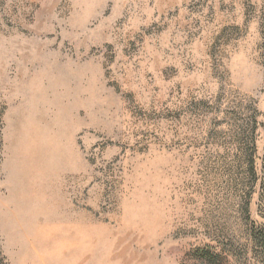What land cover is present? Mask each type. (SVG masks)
<instances>
[{"label":"rangeland","instance_id":"obj_1","mask_svg":"<svg viewBox=\"0 0 264 264\" xmlns=\"http://www.w3.org/2000/svg\"><path fill=\"white\" fill-rule=\"evenodd\" d=\"M260 233L264 0H0V264H264Z\"/></svg>","mask_w":264,"mask_h":264},{"label":"trees","instance_id":"obj_2","mask_svg":"<svg viewBox=\"0 0 264 264\" xmlns=\"http://www.w3.org/2000/svg\"><path fill=\"white\" fill-rule=\"evenodd\" d=\"M255 240H256L257 244L264 249V234L260 233V237H256Z\"/></svg>","mask_w":264,"mask_h":264},{"label":"bare ground","instance_id":"obj_3","mask_svg":"<svg viewBox=\"0 0 264 264\" xmlns=\"http://www.w3.org/2000/svg\"><path fill=\"white\" fill-rule=\"evenodd\" d=\"M3 210V209H2Z\"/></svg>","mask_w":264,"mask_h":264}]
</instances>
